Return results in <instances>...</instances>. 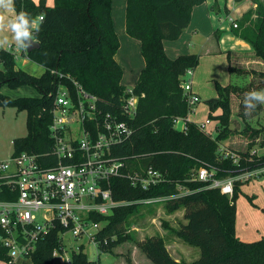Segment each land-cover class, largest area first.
<instances>
[{
	"label": "trees",
	"instance_id": "16d2710c",
	"mask_svg": "<svg viewBox=\"0 0 264 264\" xmlns=\"http://www.w3.org/2000/svg\"><path fill=\"white\" fill-rule=\"evenodd\" d=\"M204 1L125 0V33L139 42L144 61L132 88V94L138 98V110L134 117L126 118L121 114V106L128 94L121 85L122 69L114 58L119 41L111 17L112 0H54L52 7L42 0L38 3L15 0L16 12L27 11L40 25V31L34 34L39 48L26 56L44 71L39 77L27 74L16 66L11 51L0 49V90L5 86L16 89L30 85L40 94V97L10 98L0 92V109L10 107L26 114L27 133L12 141L13 155L24 152L43 159L53 146L49 127L55 93L60 83L71 88V82L64 77L69 76L96 97V106L103 114L116 115L132 128L131 138L113 150V155L124 162L123 171L143 172L150 168L161 175V182L148 191L132 187L126 178H114L110 181L113 199L134 202L164 196L170 198L164 205L168 213L184 209L186 223L169 231L198 248L199 257L189 263L176 262L161 237H147L137 246L152 264H264V238L243 242L235 236L234 202L240 192L239 180L233 183V194L228 196L196 179L203 166L217 180L238 178L264 167V155L252 153L254 144L244 152L222 150L231 132L230 96L237 87L215 84L218 101L208 105L211 112L219 109L220 113L215 118L208 116L217 120L215 135L211 136L188 120L193 107L186 102L181 87L186 71L197 67L199 57L186 54L171 60L163 46L164 41H176L181 36L190 24L193 8ZM249 1L255 8L243 14L237 35L264 63V2ZM234 71L229 66L230 74ZM178 118L185 121L184 131L174 127ZM255 133L258 136L260 129ZM136 207L137 204L122 205L111 215L97 219L106 225L98 236L100 241L107 242L100 247L101 251L110 253L129 239L128 232L121 228ZM59 241L56 231L40 240L31 263L53 264L52 251ZM8 261L6 249L0 243V262ZM72 264L99 263L80 252L72 255Z\"/></svg>",
	"mask_w": 264,
	"mask_h": 264
},
{
	"label": "built area",
	"instance_id": "2783aa9c",
	"mask_svg": "<svg viewBox=\"0 0 264 264\" xmlns=\"http://www.w3.org/2000/svg\"><path fill=\"white\" fill-rule=\"evenodd\" d=\"M233 27L237 25L234 23ZM192 76L193 70H187L181 87L186 102L193 107L199 98L192 92ZM64 77L71 82V88L63 83L57 87L49 127L53 146L48 155L41 159L22 152L0 161V243L9 258L5 264L19 259L31 261L36 244L52 231L57 232L60 240L52 251L53 261L72 264L73 254L84 253L89 246L97 250L106 245V240L98 239L106 226L98 218L111 215L122 205H165L170 199L164 196L134 202L113 199L112 179L126 178L132 187L148 191L161 182V175L150 168L143 172L123 171L124 162L113 155V150L131 138L132 128L116 115L103 114L96 106V97L69 76ZM127 94L121 114L132 118L138 110V98L132 94V88L127 89ZM209 124L206 119L200 129L205 131ZM174 127L184 131L185 121L175 119ZM244 174H264V167ZM239 177L217 180L205 166L196 174L197 180L208 183L207 188H218L228 196L233 194V183ZM68 236L80 240L70 247L69 255L64 245Z\"/></svg>",
	"mask_w": 264,
	"mask_h": 264
},
{
	"label": "rangeland",
	"instance_id": "374dc122",
	"mask_svg": "<svg viewBox=\"0 0 264 264\" xmlns=\"http://www.w3.org/2000/svg\"><path fill=\"white\" fill-rule=\"evenodd\" d=\"M262 1L264 2V0ZM234 5L236 8L241 6L242 4L236 0H230L228 9L233 10ZM111 8V15L113 17L116 31L121 35L120 39L122 40V42L124 39L130 42L129 46H124L121 48L120 52H118L117 58L118 61H120L119 57H122V67L126 73V81L124 85L122 84V86H124L126 89H130L133 88V85L135 83V75L140 74L139 72L141 70H138L137 64V59H139L140 56L139 46L137 40L132 38L130 39V37L126 35L124 29L121 33L120 24L121 22H123V24L125 22L124 1L123 5H121L120 1L112 0ZM241 9L247 10L244 6H242ZM14 15L15 12H13L12 16ZM222 15V20H224V10ZM229 16L232 23L236 22L239 19V13H235L234 11ZM232 23L228 21V19H225L222 22V25H224V32H220V35L221 37H224V41H227L226 44L230 45L231 48L237 49L236 47L239 46V42H242L243 40L239 38L237 32L233 31L232 33L228 28V25L231 26ZM4 34L8 35L7 33ZM8 36L11 37V35ZM231 39L235 42L231 41ZM168 42L169 41H166V44H168ZM171 44H174L173 46H178L177 49L180 50L184 47L182 45L180 47V43ZM12 48L17 49L14 44ZM5 50H9V48H5ZM9 51H11L15 55L16 66L27 74L39 77L43 73L44 69L41 66L35 64L33 61L23 60V57L19 53L17 54V50ZM235 51L240 54L243 53L241 52L242 50ZM172 53L173 51L169 52L170 58L168 57L171 60H173L171 56ZM187 53L197 55L199 58L203 57L200 56L201 54L199 50L195 48H188ZM199 66L198 67L200 69L198 70V73H195V76L192 79L193 89L196 88V90L198 91L195 92L194 89V94L198 96L199 102L193 106V112L189 115L190 121L197 125H200L203 123L202 119L209 118V115H211L213 118L218 116L220 110L215 109L211 112L209 109L208 101L217 99V93L215 89L216 83L220 84L221 86H226L231 83V85L237 87V91L230 96L231 132L228 139L226 140V147L222 148V150H228L235 153L244 152L247 146L254 144L252 153L256 155H264V105H258L254 111L247 115L245 114L244 107V99L249 91L264 89V66L252 62L248 64L241 63L233 65L235 71L231 77L227 70V56L224 54L216 59H208L204 61V63H201V61H199ZM0 92L10 98L40 97L38 91L30 85H22L16 89H10L5 86L1 88ZM25 120V112H18L16 109L10 107L0 109V161L6 160L10 155L13 154V140L26 136L27 129ZM210 122V126L205 128V132L214 136V128L217 124V120L212 119L210 120ZM177 126L178 128H180L181 124H178ZM258 129H260L261 133L256 136L255 130ZM240 177L239 190L241 187H243V189H241L240 192L237 193L238 196L235 199L234 203H237L239 199H242L241 202H245L247 207L255 209L257 204V196L255 191L260 190L261 194L264 195V187H261L259 185V182L264 180V174H244ZM252 183L256 184L257 186L253 187ZM263 185L264 183L262 184V186ZM181 219V213H178L176 211L170 214L165 210L163 204H137L135 211L128 217V219L124 223L126 225H124L123 228L120 227L122 229L121 231L128 232L129 239L112 248L110 253L101 251L98 248L96 250L93 246H89L84 254L89 260L98 261L99 264H149L148 261L150 260L140 250V248L137 246V243L147 237L159 236L162 237L163 240H166L167 246L171 248V245H173L171 241L175 239L173 237L174 234L170 233L169 228H171L172 230H176V228L178 229V226L181 223ZM95 230L96 229H94V231ZM77 242H80V240H74L69 236L65 238L64 245L67 255L70 254V247L76 246ZM181 242L182 243H176L174 245V249L183 254V259L181 262L189 263L195 261L199 257V249L191 247L183 241ZM55 262L53 261V264H59L58 262ZM16 264L32 263L28 259H20Z\"/></svg>",
	"mask_w": 264,
	"mask_h": 264
},
{
	"label": "crops",
	"instance_id": "0c3cea01",
	"mask_svg": "<svg viewBox=\"0 0 264 264\" xmlns=\"http://www.w3.org/2000/svg\"><path fill=\"white\" fill-rule=\"evenodd\" d=\"M32 1L35 3H38L41 0H32ZM42 1L45 3V5L47 7L54 6V0H42ZM118 1H120L121 5H123V1L125 4V0H118ZM229 2H230V0H205L204 3H202L201 5L195 6L192 10V13H191L190 24L183 31L181 36L174 42L169 41L168 44H166V41L163 42L164 50H165L167 57H169V52L173 51L171 56H172V59H175L180 55L189 54V53H187L188 48H195V49L199 50V52L201 54L200 56H203V57L199 58V61H201V63L202 62L204 63V61H206L208 59H216L218 57H221L222 54H224L227 56V60H228L227 70H228V73L231 77H232V74H230V72H229V66L233 67V65H237V64H241V63L248 64L250 62L258 63V64H261L262 66H264V63L254 56V53H253V51H252V49L248 43H246L245 41H242L243 43L239 42V46L236 47L237 49H234V48H231L230 45L226 44L227 41L223 40L224 37H221L220 32H224V25H222V22L225 19H228V21H230L232 23L229 15H231L233 13V11L235 13H239V19L236 22H233L231 26L228 25V28L231 30L232 33H233V31L234 32L239 31L238 30L239 26L237 28H234L233 24L235 23L236 25H239V22L243 16V14H245L247 11L254 10V8H255V6L253 5V3L251 1L244 0V1H239L242 4L241 6L235 8V5H236L235 4L234 9L229 10L228 9ZM242 6L246 7L247 10H242L241 9ZM223 10H224V18H225L224 20H222L223 19V17H222L223 16L222 15ZM111 11H112V8H111ZM12 14H13V12L6 13L7 16H12ZM111 17H112V15H111ZM112 20H113V17H112ZM113 27H114L115 33H116L118 41H119V49L117 50L114 58H115V61L117 62V64L122 69L121 85L122 84L124 85V83L126 81V76H125L126 73L122 67V63H123V62H121L122 57H119L120 61H118L117 58H118V52H120L121 48L124 46H129L130 42H128L125 39L122 42V40L120 39L121 35H120V33L119 34L117 33L114 22H113ZM123 29L125 31V22H124V24H123V22H121V24H120L121 33H122ZM5 33H7L8 35H11L10 32L6 31ZM231 41H233V40L231 39ZM233 42H235V41H233ZM137 43L139 46V53L141 56L140 44L138 41H137ZM171 43H180L179 44L180 47H181V45L184 46L183 49H181L184 51L177 49L178 46H173L174 44H171ZM9 50H15V51L17 50V54L19 53L23 57V60L30 61L26 56L27 53L25 50L13 49L12 47H10ZM235 50H242L241 52H243V53L240 54V53L236 52ZM17 54H16V56H17ZM175 54H177V55H175ZM140 56H139V59H137L138 70H140V69L142 70L144 68V61H143L142 56H141V58H140ZM230 59H231V61H230ZM198 66H199V62H198L197 67L193 70L192 79L195 76V73H198V70L200 69L199 68L200 66L199 67ZM141 70H140V72H141ZM133 74H134V72H133ZM138 76H139V74L135 75V77H134L135 83H136ZM135 83H134V85H135ZM194 89L196 92L197 91L196 88H194ZM194 89L192 86V92L193 93H194ZM217 96H218V94H217ZM206 119H209V118H206ZM206 119H202V120L205 121ZM188 120H190L189 116H188ZM208 126H210V124ZM212 126H213V122H212ZM216 126H217V124H216ZM216 126H215V128H216ZM215 128H214V130H215ZM211 136H212V134H211ZM263 183H264V180L260 181L259 185L261 187H264V185L262 186ZM252 184H253V187L257 186L254 183H252ZM241 189H243V187H241L240 190ZM255 192H256V196H257V198H256L257 204H256L255 209H251V208L247 207L245 202H241L242 199H239L237 201V203H234V206H235L234 232H235V236L243 242H254V241H258V240L264 238V195L261 194L260 190H256ZM263 193H264V189H263ZM177 212L181 213L182 219H181L180 224L186 223L185 220L183 219L184 209H180ZM173 237L175 240L171 241V243L173 244V245H171V248H169L167 246V242H166V240H164L165 248L168 251L169 255L176 262H181L183 259V254L181 252L177 251L176 249H174L175 248L174 245L176 243H182L181 242L182 240L177 238L175 235ZM19 260H17L16 263ZM0 263L5 264L3 262H0ZM148 263L152 264L151 261H148Z\"/></svg>",
	"mask_w": 264,
	"mask_h": 264
},
{
	"label": "clouds",
	"instance_id": "9594fccd",
	"mask_svg": "<svg viewBox=\"0 0 264 264\" xmlns=\"http://www.w3.org/2000/svg\"><path fill=\"white\" fill-rule=\"evenodd\" d=\"M15 12L14 16L6 13ZM10 32L11 37L5 35ZM40 31L37 20L27 11L16 12L15 0H0V49L15 45L19 50H27L36 43L35 33ZM258 105H264V89L249 91L244 99L245 114H250Z\"/></svg>",
	"mask_w": 264,
	"mask_h": 264
},
{
	"label": "water",
	"instance_id": "95a60500",
	"mask_svg": "<svg viewBox=\"0 0 264 264\" xmlns=\"http://www.w3.org/2000/svg\"><path fill=\"white\" fill-rule=\"evenodd\" d=\"M38 48H39V44L36 42L29 49H27L25 51H26V53H29V52H31V51H33L35 49H38ZM217 101H218L217 99H212V100H209L208 103H214V104H216Z\"/></svg>",
	"mask_w": 264,
	"mask_h": 264
}]
</instances>
